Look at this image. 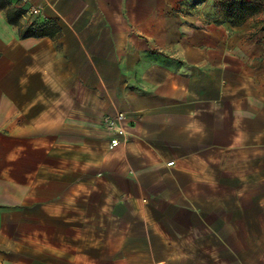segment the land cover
Segmentation results:
<instances>
[{
	"label": "crops",
	"instance_id": "1",
	"mask_svg": "<svg viewBox=\"0 0 264 264\" xmlns=\"http://www.w3.org/2000/svg\"><path fill=\"white\" fill-rule=\"evenodd\" d=\"M7 2L0 264H264V0Z\"/></svg>",
	"mask_w": 264,
	"mask_h": 264
},
{
	"label": "built area",
	"instance_id": "2",
	"mask_svg": "<svg viewBox=\"0 0 264 264\" xmlns=\"http://www.w3.org/2000/svg\"><path fill=\"white\" fill-rule=\"evenodd\" d=\"M26 2V0H21ZM37 13L40 10H36ZM126 115L124 113H116L114 116H106L103 120V128L106 132L113 135V138L110 141V149L116 148L126 137L127 135V126L125 125ZM172 164V163H171ZM170 164V165H171Z\"/></svg>",
	"mask_w": 264,
	"mask_h": 264
},
{
	"label": "trees",
	"instance_id": "3",
	"mask_svg": "<svg viewBox=\"0 0 264 264\" xmlns=\"http://www.w3.org/2000/svg\"><path fill=\"white\" fill-rule=\"evenodd\" d=\"M0 10H5L7 13V19L10 24L15 25L19 28L21 36L26 38L31 35L30 28L22 29L20 24V20L22 16L25 14L22 9L16 7H10L7 0H0ZM1 57V54H0Z\"/></svg>",
	"mask_w": 264,
	"mask_h": 264
}]
</instances>
